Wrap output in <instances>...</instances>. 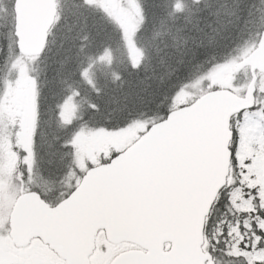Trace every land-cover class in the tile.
I'll use <instances>...</instances> for the list:
<instances>
[{
  "label": "snow or ice",
  "instance_id": "1",
  "mask_svg": "<svg viewBox=\"0 0 264 264\" xmlns=\"http://www.w3.org/2000/svg\"><path fill=\"white\" fill-rule=\"evenodd\" d=\"M0 264H264V0H0Z\"/></svg>",
  "mask_w": 264,
  "mask_h": 264
}]
</instances>
